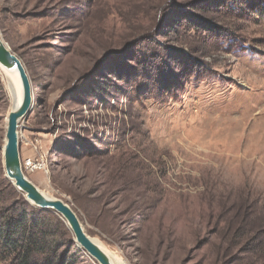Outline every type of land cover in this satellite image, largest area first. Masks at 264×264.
<instances>
[{
  "label": "rangeland",
  "instance_id": "1",
  "mask_svg": "<svg viewBox=\"0 0 264 264\" xmlns=\"http://www.w3.org/2000/svg\"><path fill=\"white\" fill-rule=\"evenodd\" d=\"M0 37L31 86L19 148L48 158V174L26 176L92 238L124 264L257 263L226 228H264V0H0ZM132 50L205 67L155 98ZM8 108L0 75V180ZM244 204L253 217L235 214Z\"/></svg>",
  "mask_w": 264,
  "mask_h": 264
},
{
  "label": "trees",
  "instance_id": "2",
  "mask_svg": "<svg viewBox=\"0 0 264 264\" xmlns=\"http://www.w3.org/2000/svg\"><path fill=\"white\" fill-rule=\"evenodd\" d=\"M132 53L133 50L130 60L140 66L136 70L141 72L139 74L145 81L142 84L146 88L142 89V92L155 98L174 97V94L182 89L184 76L188 74L187 71L190 68L193 74L195 70L199 71L205 67L199 65L193 57H175V53H169L167 55L169 61L175 62L176 69L173 72L166 67L169 61L161 60L157 65H152L153 58H156L152 52L141 54L139 57ZM146 66H149V69ZM196 66H200V69H196ZM129 68L133 73L135 67L129 66ZM160 68L161 70L156 71ZM115 72L116 74H112L126 82L131 74L128 70L115 69ZM118 169L124 171L126 167L119 165ZM119 174L124 184L128 181L139 182L141 177L140 174L134 175L136 176L134 178H130L132 173ZM120 191L127 193L124 187ZM240 212L243 218L255 215L251 204H244L235 209L236 215H240ZM246 224L249 223L246 222ZM223 231V229L217 230L219 233ZM229 232H232L230 238L235 240L238 237L234 244L240 246L243 243L244 247L247 246L244 248L245 252L256 258V264H264V228L260 223L252 222V226L240 225L239 227L232 223L229 227L227 225L226 234L229 235ZM81 256H83L82 251L76 247L68 227L59 215L51 210L29 205L6 178L0 180V262L2 264H76V260H79ZM87 264L93 263L89 261Z\"/></svg>",
  "mask_w": 264,
  "mask_h": 264
},
{
  "label": "water",
  "instance_id": "3",
  "mask_svg": "<svg viewBox=\"0 0 264 264\" xmlns=\"http://www.w3.org/2000/svg\"><path fill=\"white\" fill-rule=\"evenodd\" d=\"M0 66L9 72H16L20 81L22 98L18 106L8 112L3 146V168L15 189L21 192L32 206L51 210L64 221L76 247L83 251L96 264H113L108 254L94 242L87 233L75 211L63 200L44 195L32 183L21 168L19 151V123L26 119L31 110V86L21 59L9 48L0 37Z\"/></svg>",
  "mask_w": 264,
  "mask_h": 264
},
{
  "label": "bare ground",
  "instance_id": "4",
  "mask_svg": "<svg viewBox=\"0 0 264 264\" xmlns=\"http://www.w3.org/2000/svg\"><path fill=\"white\" fill-rule=\"evenodd\" d=\"M0 75L2 80L4 81L5 87L8 91L9 96V111H12L16 106H18L21 102L22 91L21 85L16 72L6 71L4 68L0 66ZM47 197L53 198L52 196L43 193ZM95 243H97L101 249L108 254L113 264H124L117 256L113 255L108 251V249L104 246V244L99 241L97 238H92Z\"/></svg>",
  "mask_w": 264,
  "mask_h": 264
},
{
  "label": "built area",
  "instance_id": "5",
  "mask_svg": "<svg viewBox=\"0 0 264 264\" xmlns=\"http://www.w3.org/2000/svg\"><path fill=\"white\" fill-rule=\"evenodd\" d=\"M24 144L32 151V154L24 157L21 147L19 148L23 172L30 174L36 171H43L44 174H48L49 165L47 154L42 152L39 146L33 141L25 140Z\"/></svg>",
  "mask_w": 264,
  "mask_h": 264
}]
</instances>
